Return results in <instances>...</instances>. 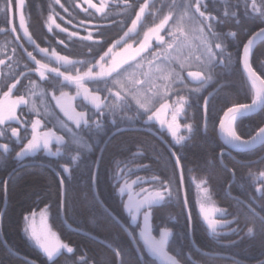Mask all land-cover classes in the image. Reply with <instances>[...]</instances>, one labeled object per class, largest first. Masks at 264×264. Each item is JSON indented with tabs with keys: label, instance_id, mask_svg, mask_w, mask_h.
<instances>
[{
	"label": "snow or ice",
	"instance_id": "1",
	"mask_svg": "<svg viewBox=\"0 0 264 264\" xmlns=\"http://www.w3.org/2000/svg\"><path fill=\"white\" fill-rule=\"evenodd\" d=\"M27 7L26 0H0L4 17L0 21V37L4 38L0 45V160L21 164L38 155L56 157L57 210L65 216V223L69 185L83 167L89 183L81 200L87 202L93 228L104 220L116 228L103 245L113 253L111 259L97 260L86 250L78 254L49 223L51 205L42 201L39 212L34 208L24 215V231L49 264H56L65 253L70 254L71 264H197L192 255L194 244L187 253L183 249L173 252V229L165 225L159 227L158 236L153 232L156 209L174 198L179 200L184 191L185 157L180 149L201 131L196 121L201 108L203 133L207 134L211 121L224 139L218 154L214 149L206 150L210 158L204 163L211 167L219 163L230 173L229 194L239 193L232 197L234 205L218 208L211 201L208 180H200L196 184L200 194L197 203L203 221L217 244L226 241L227 246H236L239 241L227 238L241 237L242 221L244 235L251 239L259 235L264 243V168L254 169L252 162L241 164L248 168V175L238 179L235 168L225 160L231 152L264 150V122L247 134L240 131L245 119L264 116V63L259 70L253 64L255 46L264 42V0H75L73 8L83 13L80 18L62 0H52L44 26L49 33L55 28L66 34L56 41L64 46L66 54L56 47L41 46L29 29ZM114 9L119 11L112 19ZM17 13L19 28L15 23ZM57 17L72 29L61 27ZM149 17L151 23H146ZM77 19L78 23H73ZM80 29L86 34L81 35ZM113 29L122 35L109 38L107 33ZM241 32L250 35L243 40ZM76 44L87 51L75 53L70 45ZM234 69L241 70L250 100L225 104L217 126L211 112L218 86L224 87L219 85V76L231 75ZM153 130L163 137L162 146L168 153L165 168L171 165L172 174L129 180L137 170L150 169L151 164L138 162L148 158V146L139 144L135 152L127 149L135 168L127 161L123 166L117 162L112 173L114 189L129 217L124 219L114 213L99 191H94L99 169L117 136ZM151 150L157 163L163 160L154 146ZM20 175L22 170L13 168L9 177L0 179L5 200L9 184ZM133 185L139 190L135 191ZM183 207H189L186 194ZM215 213L220 218H212ZM3 215L0 212V218ZM192 228L189 214L187 229ZM123 234L135 248L134 259H125ZM88 235L95 238L92 229ZM0 247L6 249L7 242ZM0 264H6L5 259H0ZM25 264L35 262L26 258ZM232 264L240 261L233 260Z\"/></svg>",
	"mask_w": 264,
	"mask_h": 264
},
{
	"label": "trees",
	"instance_id": "2",
	"mask_svg": "<svg viewBox=\"0 0 264 264\" xmlns=\"http://www.w3.org/2000/svg\"><path fill=\"white\" fill-rule=\"evenodd\" d=\"M51 2L52 0H26V4L28 5L26 14L30 15L29 29L37 41L41 43L42 47H56L58 51H61V54H66L67 50L64 49V46L56 43L57 39L66 38V34L60 33L59 29L55 28L53 33H49L44 26L48 4ZM62 2L70 10L78 14V18L83 17V13H80L79 9L73 8L75 0H62ZM94 2H98V0ZM57 11L68 19L67 14L62 9H59L58 6ZM118 11V9H114L110 18H116V12ZM3 19V15L0 14V21H3ZM151 20L152 18L149 17L146 23H151ZM56 22L61 27L66 26L70 30L72 29V25H66L59 17L56 18ZM130 22L129 19L127 23L130 24ZM73 23H78V19L73 21ZM252 30H255V28ZM80 34L85 35L86 33L80 29ZM118 35H122V32H119L118 29H113L107 33L109 38H116ZM247 35H250V32L247 34L241 32L243 40L247 39ZM3 43L4 38L0 37V45H3ZM28 47L29 50H32L31 46ZM70 47L73 48L75 53L87 51L86 48H81L79 44L70 45ZM19 54L20 50H18ZM34 54L37 55V58H41L38 52ZM262 63H264V42H260L255 47L253 54L254 67L259 70ZM219 85H224V87L219 88L218 86V98L212 101L211 112V116L216 117V125L219 122L218 114H222L221 109L225 104L230 106L234 101L246 102L250 100L246 82L239 69H234L231 75L221 74L219 76ZM202 116L203 111L201 108L200 112L196 115L197 123L201 124V131L186 142V147L180 149V154L185 157L183 161L184 193L181 192L179 200L174 198L169 204L156 209L154 213L155 230L153 235L158 236L159 227L167 225L172 228L174 234L170 238V251L176 252L183 249L187 253L189 246L194 244L195 249H199V251L194 249L192 253L193 259L197 264H232L233 260L240 261V264H264V243L261 242L259 235H257L256 239H251L244 235L246 228L243 221L239 225L242 230L241 237L243 238L241 239V237L237 236L227 238L239 241L236 246H227L226 241L217 244L216 238L209 232L197 210L194 179L208 180L207 186L210 189L211 199L218 208L234 205L232 197L239 194L237 191H233L231 195L229 194L227 181L230 178V173H227L219 163L215 167L204 163L206 159L210 158L206 156L207 149H214L218 154L219 148L224 145L218 138L217 129L213 128L211 121L207 134L203 133ZM262 122H264V116L245 119L241 124L240 131L247 134ZM153 131L159 133L157 130ZM168 140L171 139L168 137ZM139 144L148 146L149 152L147 159L138 162L149 163L151 167L147 171L137 170L134 175L129 177V180H134L136 176L150 178L152 175L159 173H163L166 176L172 174L171 165L167 169L165 168V163L168 160L166 146H162V140L151 132H129L113 139L101 163L98 185L94 188V191H99L114 213L122 216L124 219H129V217L123 211L121 197L114 189L115 181L112 173L115 170L117 162H120L123 166L125 161H127L129 167L135 168V164L132 163L131 152H135ZM152 146L163 156V160L158 163L155 160V152L151 150ZM18 147H16V150H18ZM127 149H131V152H128ZM263 154L264 150L259 149L252 153L231 152L230 156L225 157V160L230 166L235 168L238 179H246L248 168L242 167L241 164L252 162L254 169L264 168V164L260 163L261 160H264V157L261 158ZM13 168L21 169L22 175L12 179L8 187L6 200L3 192L0 191V212L4 213L3 217L0 218V245L7 242L6 249L0 247V259H5L6 264H25V258L38 264H49L47 257L40 252L24 233V215L30 213L34 208L38 212L44 206L42 201L51 205V219L49 223L53 225L54 230L58 231L65 242H70L78 250V254L86 250L88 255L94 256L97 260L104 261L111 259L113 253L105 249L103 245L107 243V238L110 235L116 233V228L108 220L102 221L93 228L91 213L87 211V202L81 200L89 183V175L83 167L75 172L74 179L69 185L67 223H65V216L58 214L57 210L56 187L59 182L55 175L57 158L38 155L34 160H26L21 164L16 163L14 160H10L7 163L0 160V179L9 177ZM178 175L179 173H177ZM141 186L147 187V185ZM133 189L135 191L139 190L135 185H133ZM185 194L189 201L188 212L183 207ZM125 197L124 199H126ZM73 206H75V211L73 210ZM189 214L193 218V228L191 231L187 229V217ZM170 217H174L175 219H170ZM89 229L93 230L95 238L88 235ZM128 239L126 234L121 236L126 261L134 259L135 252L134 246L130 247L126 242ZM216 254L227 257L213 256ZM69 257L70 254L65 253V256L57 258L56 264H71ZM157 264H159V261H157Z\"/></svg>",
	"mask_w": 264,
	"mask_h": 264
},
{
	"label": "rangeland",
	"instance_id": "3",
	"mask_svg": "<svg viewBox=\"0 0 264 264\" xmlns=\"http://www.w3.org/2000/svg\"><path fill=\"white\" fill-rule=\"evenodd\" d=\"M95 1V0H94ZM16 26H17V28H19V13H17V17H16ZM21 35H22V33H20ZM157 128H159V126L157 125ZM169 138L171 139V137L169 136ZM200 180H196V179H194L193 180V182H194V185H195V190H196V202L198 201V199H200V194H199V191H198V189H197V187H196V184L199 182ZM126 199L125 200H127V196L125 197ZM211 201L213 202V200L211 199ZM216 205V204H215ZM217 207V206H216ZM197 210H198V212H199V214H200V217H201V219L203 220V218H202V215H201V213H200V208H199V205H198V203H197ZM39 212V211H38ZM212 218H220V215H219V213H215V214H213V216H212ZM204 222V221H203ZM205 223V222H204ZM205 225H206V223H205ZM207 226V225H206ZM41 227V224H40V220H39V216H37V228H40ZM24 228H25V221H24ZM24 233H25V235L27 236V238L35 245V243L28 237V235L26 234V232L24 231ZM36 246V245H35Z\"/></svg>",
	"mask_w": 264,
	"mask_h": 264
},
{
	"label": "water",
	"instance_id": "4",
	"mask_svg": "<svg viewBox=\"0 0 264 264\" xmlns=\"http://www.w3.org/2000/svg\"><path fill=\"white\" fill-rule=\"evenodd\" d=\"M260 42H258L257 43V45L259 44ZM256 45V46H257ZM255 46V47H256ZM219 123V122H218ZM218 126V125H217ZM151 133L152 134H154L155 136H157L159 139H161V140H163V137L159 134V133H157L156 131H151ZM217 136H218V138L220 139V141L222 142V144L224 145V139H223V137L220 135V133H219V131H218V128H217ZM234 153V152H233ZM263 156H264V154H263ZM262 156V157H263ZM182 193H184L183 191H182ZM186 210H187V208H186ZM187 212H188V210H187ZM213 256H223V257H227V256H225V255H220V254H216V255H213ZM25 260H26V258H25ZM28 261H32V260H30V259H27ZM35 264H38V263H35Z\"/></svg>",
	"mask_w": 264,
	"mask_h": 264
},
{
	"label": "bare ground",
	"instance_id": "5",
	"mask_svg": "<svg viewBox=\"0 0 264 264\" xmlns=\"http://www.w3.org/2000/svg\"><path fill=\"white\" fill-rule=\"evenodd\" d=\"M222 115V114H221ZM263 156V155H262ZM264 157V156H263ZM263 157H261V158H263ZM184 192V191H183Z\"/></svg>",
	"mask_w": 264,
	"mask_h": 264
}]
</instances>
